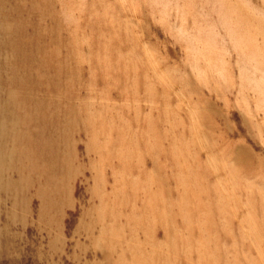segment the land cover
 I'll list each match as a JSON object with an SVG mask.
<instances>
[{
	"label": "rangeland",
	"instance_id": "obj_1",
	"mask_svg": "<svg viewBox=\"0 0 264 264\" xmlns=\"http://www.w3.org/2000/svg\"><path fill=\"white\" fill-rule=\"evenodd\" d=\"M0 264H264V0H0Z\"/></svg>",
	"mask_w": 264,
	"mask_h": 264
}]
</instances>
